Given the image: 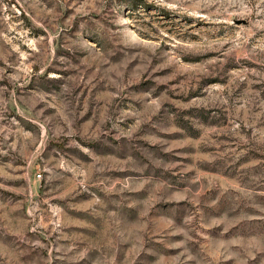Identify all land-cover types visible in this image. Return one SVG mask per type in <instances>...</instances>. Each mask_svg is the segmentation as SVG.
I'll list each match as a JSON object with an SVG mask.
<instances>
[{
    "label": "rangeland",
    "instance_id": "374dc122",
    "mask_svg": "<svg viewBox=\"0 0 264 264\" xmlns=\"http://www.w3.org/2000/svg\"><path fill=\"white\" fill-rule=\"evenodd\" d=\"M0 264H264V0H0Z\"/></svg>",
    "mask_w": 264,
    "mask_h": 264
},
{
    "label": "built area",
    "instance_id": "2783aa9c",
    "mask_svg": "<svg viewBox=\"0 0 264 264\" xmlns=\"http://www.w3.org/2000/svg\"><path fill=\"white\" fill-rule=\"evenodd\" d=\"M36 177H37V178H40V175H39V174H37V175H36Z\"/></svg>",
    "mask_w": 264,
    "mask_h": 264
},
{
    "label": "trees",
    "instance_id": "16d2710c",
    "mask_svg": "<svg viewBox=\"0 0 264 264\" xmlns=\"http://www.w3.org/2000/svg\"><path fill=\"white\" fill-rule=\"evenodd\" d=\"M131 5L134 6V5H136V3L133 2Z\"/></svg>",
    "mask_w": 264,
    "mask_h": 264
}]
</instances>
